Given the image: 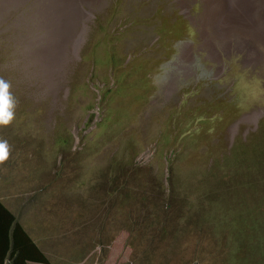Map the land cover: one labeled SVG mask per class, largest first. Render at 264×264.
Returning <instances> with one entry per match:
<instances>
[{
    "label": "rangeland",
    "instance_id": "374dc122",
    "mask_svg": "<svg viewBox=\"0 0 264 264\" xmlns=\"http://www.w3.org/2000/svg\"><path fill=\"white\" fill-rule=\"evenodd\" d=\"M0 78V198L50 264H264L207 181L263 147L264 0H0Z\"/></svg>",
    "mask_w": 264,
    "mask_h": 264
},
{
    "label": "trees",
    "instance_id": "16d2710c",
    "mask_svg": "<svg viewBox=\"0 0 264 264\" xmlns=\"http://www.w3.org/2000/svg\"><path fill=\"white\" fill-rule=\"evenodd\" d=\"M100 92L104 93L102 90ZM235 158L236 155L230 150L227 157L221 161L228 163ZM219 168H221L219 162L213 161L209 172L211 176L207 181L209 180V185L213 186L216 195L226 193L223 195V216L229 219L224 223L241 224L246 231L254 228L264 239V143L259 155L246 159L244 173L239 172L238 168H232L229 179L223 177L220 182H216L214 177L218 175L213 174ZM230 234L233 240L239 236L233 232ZM241 250L242 248L235 250L237 260L247 264H260L251 261L249 259L252 257L251 254L242 253ZM197 261L201 260L197 257ZM30 263L49 264V260L17 216L0 201V264ZM186 264L192 263L187 260ZM231 264L237 263L231 261Z\"/></svg>",
    "mask_w": 264,
    "mask_h": 264
},
{
    "label": "clouds",
    "instance_id": "9594fccd",
    "mask_svg": "<svg viewBox=\"0 0 264 264\" xmlns=\"http://www.w3.org/2000/svg\"><path fill=\"white\" fill-rule=\"evenodd\" d=\"M11 89H12L11 83L3 78H0V128L9 127L16 118V108L18 102ZM10 155H11L10 144L8 143L7 140L0 139V165L5 164L8 161ZM0 201L3 203V205L6 208H8L15 215V213L3 202L1 198ZM199 262L196 260V263ZM35 264H41V263H35Z\"/></svg>",
    "mask_w": 264,
    "mask_h": 264
}]
</instances>
